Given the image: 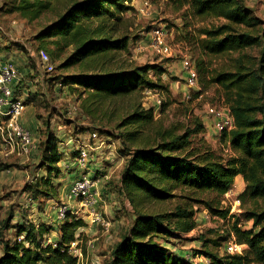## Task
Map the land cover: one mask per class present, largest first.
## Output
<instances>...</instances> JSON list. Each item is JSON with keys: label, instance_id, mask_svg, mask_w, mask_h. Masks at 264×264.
<instances>
[{"label": "rangeland", "instance_id": "rangeland-1", "mask_svg": "<svg viewBox=\"0 0 264 264\" xmlns=\"http://www.w3.org/2000/svg\"><path fill=\"white\" fill-rule=\"evenodd\" d=\"M18 1L0 0V50L21 71L16 89L25 101L23 114L26 118L21 120L20 117V121L30 131L35 147L28 154H19L17 150L2 144L7 155L3 153L0 156V177L5 178L7 183L0 186V253L3 244L20 241L26 231L29 240L41 245L55 243L62 222L54 219V215L59 205L66 204L71 214L82 217L86 222L81 229V239L71 244V253L77 257L78 264H105L111 259L113 246L127 234L135 216V209L120 178L131 149L129 143L123 146L122 140L116 138H122L125 134L126 128H119L118 123L132 101L120 99L115 111L111 110L112 106L104 103L84 101L86 90L75 84L72 76L87 69L79 64L66 66L64 63L73 52V46L67 45L59 36L45 32L64 11L66 0L56 3L34 20H28L20 14L16 9ZM149 1L150 6L140 12L143 0H134L132 8L124 13L119 26L122 32L130 36L129 46L127 51L119 53L112 67L143 64L160 66L164 70L160 74L161 81L168 92L145 89L140 98L143 107L153 108L159 130L170 131L172 137L192 131L188 135L190 146L187 147L198 153L209 151L221 161L233 157L234 151L229 142L213 129L205 111L208 104L229 106L225 89L212 78L220 70H230L237 54L213 56L205 53L200 46L201 39L205 37L203 29L220 23L222 19H194L189 14V0ZM244 3L264 24V0H244ZM158 25L166 31V42L172 47L171 56L159 53L149 45L150 32ZM41 51L48 56L46 60H42ZM245 52L258 55L259 47L246 49ZM185 54L194 59L198 68V85L193 87L186 83V72L181 64ZM149 74L154 79L158 76L153 69L149 70ZM94 131L100 138L92 141ZM105 135L110 136L109 142H104ZM155 135L157 139L160 138L158 134ZM50 136L52 141L55 140L56 152L60 153V166L59 171L48 173L46 161L54 155L46 147ZM2 141L0 134V143ZM81 143H91L89 163L84 170H66L65 165L73 162ZM103 145L102 151L94 154L96 147ZM85 173L97 180L96 189L100 193L98 205L109 223L108 227L90 223L78 199L69 197L73 179ZM48 174L56 189L43 186L51 194L48 196L51 202L45 205V197L39 193H30V189L38 182L41 183V178H46ZM238 183L242 185L241 188H245L243 178L240 177L236 182L234 180L233 193L222 195L219 203L215 204L216 207L227 209L229 217L213 215L204 204L191 200V192L184 189L174 190L173 196L164 202L146 203L143 208L153 213H165L185 203L192 206L195 209L196 227L189 232L173 229L172 234H163L162 240L176 257L188 256L193 264H205V257L195 253L203 244L222 252L232 237L231 225L235 220L243 229L252 225L251 220L242 216L249 202L240 205L239 200L231 211L232 203L244 190L237 188ZM23 191L28 193L25 194L28 197L23 195ZM195 197L211 199L214 195L209 193ZM41 227L46 229L43 235L37 232ZM20 229L26 231L19 238L17 232ZM222 234L228 235V239L216 247L213 240Z\"/></svg>", "mask_w": 264, "mask_h": 264}, {"label": "trees", "instance_id": "trees-1", "mask_svg": "<svg viewBox=\"0 0 264 264\" xmlns=\"http://www.w3.org/2000/svg\"><path fill=\"white\" fill-rule=\"evenodd\" d=\"M60 1L19 0L16 9L26 19L34 20ZM66 1L62 14L45 32L73 46V52L64 63L66 66L79 64L87 69L72 76L75 84L86 90L84 101L104 103L112 106V111L117 110L120 99L132 101L118 123L119 128H126L125 134L116 138L122 140L123 146L129 143L131 149L120 178L135 216L105 264H193L186 257L173 255L162 236L172 234L173 229L178 232L194 229L197 225L195 209L185 203L173 211L153 213L144 210L143 205L164 202L173 196L174 190L184 189L191 192V200L204 204L213 215L225 218L229 211L215 204L232 188L239 174L246 182L238 195L240 205L249 202L242 216L251 220L252 225L243 229L235 220L231 230L235 241L246 247L242 253L231 254L203 244L195 253L207 258L208 264H264V24L261 19L252 14L244 0L188 1L189 14L194 19H222L203 29L202 50L213 56L237 54L230 70H220L212 78L225 89L227 106L234 117V127L221 134L234 155L221 161L209 151L198 153L187 147L192 131L177 137H172L170 131H160L153 108L142 106L140 98L145 89L168 92L161 81L160 74L164 70L160 66L112 67L119 53L128 50L130 36L122 32L119 22L132 8L134 0ZM254 47H259L258 55L245 52ZM150 69L157 72L156 79L150 76ZM94 70L96 72H90ZM51 138L46 147L54 155L46 161L48 173L59 171L60 166V153L56 152L55 140ZM41 180L30 193L48 198L51 194L43 186L54 189L56 186L50 174ZM209 193L214 197H195ZM70 212L60 224L55 243L41 245L29 240V233L20 229L17 236L24 231L26 235L20 241L3 244L0 264H78L77 257L71 253V244L79 240L86 222ZM37 232L43 235L46 229L41 227ZM227 239L228 235H219L213 244L219 247Z\"/></svg>", "mask_w": 264, "mask_h": 264}, {"label": "built area", "instance_id": "built-area-1", "mask_svg": "<svg viewBox=\"0 0 264 264\" xmlns=\"http://www.w3.org/2000/svg\"><path fill=\"white\" fill-rule=\"evenodd\" d=\"M149 0H143L140 12L150 6ZM150 47L159 53L172 55V47L166 42V31L163 26H156L150 32ZM42 60H46L48 56L41 51ZM181 64L186 72V83L193 87L198 85V72L194 59L185 54L181 58ZM21 78V71L17 65L8 57H5L0 50V134L2 142L12 150H17L19 154H28L35 144L33 143L31 133L26 129L20 117L23 115L26 105L23 98L17 93V84ZM200 94V93H199ZM201 96V95H200ZM160 102V99H158ZM206 115L211 121L213 129L222 134L224 131H230L234 127V117L227 105L208 104L206 105ZM100 137L94 131L91 140H98ZM91 143H81L74 155L73 162L65 165L66 170L71 168L74 172L84 170L90 160ZM75 166L72 168V166ZM97 180L89 174H81L73 179L69 188V197L78 199L80 206L90 218V223L108 227L103 213L99 209L100 193L96 189ZM234 187V185H232ZM232 189V188H231ZM230 189V190H231ZM239 199L236 198L231 206V211L238 204ZM70 210L66 204L59 205L56 210V218L59 222L64 221L66 213ZM238 211V210H237ZM73 212V211H72ZM228 217L230 214L227 215ZM245 244H239L235 241V237L228 240L225 251L231 254L242 253ZM188 260L189 257L186 256ZM204 263L208 264V259H204Z\"/></svg>", "mask_w": 264, "mask_h": 264}, {"label": "crops", "instance_id": "crops-1", "mask_svg": "<svg viewBox=\"0 0 264 264\" xmlns=\"http://www.w3.org/2000/svg\"><path fill=\"white\" fill-rule=\"evenodd\" d=\"M24 114H25V113H24ZM24 114L21 115V120H22L23 118H26V117L24 116ZM23 116H24V117H23ZM29 118H31V117L29 116ZM22 122H23V121H22ZM109 137H110V136L105 135V136H104V138H105V139H104V140H105L104 142H107V141L109 142V140H108ZM113 144H114V142H113ZM0 146H2V144H0ZM104 146H105V145H103L102 147H98V146H97L96 149L94 150V154H99V151H102L101 148H103ZM113 146H114V145H113ZM2 148H3V146L0 147V156H3V155H2L3 153H5L4 155H7V154H6V151L4 152V150H3ZM120 160H121V162H122V160H123L122 157H121ZM111 162H112V161H111ZM111 162H110V163H111ZM42 167H43V166H40V168H42ZM240 177L243 178L241 174L237 175V176L235 177V182L238 181ZM4 182L7 183L6 179L0 177V186H3V185L5 184ZM237 185H238V186H237L238 189L241 188V186H242V185L240 186V183H238ZM243 186H244V182H243ZM243 188H244V187H242L241 190H242ZM233 191H234V189L229 190V191L225 194V196L231 195V194L233 193ZM26 193H27V192L23 191V195H25ZM27 194H28V193H27ZM25 196L28 197V195H25ZM43 200H47V201H44V202H45V205H48V204H49L48 202H51V201H49V200H51V199H48V198H44ZM33 201H34V200H33ZM34 202H35V201H34ZM53 204H54V203H53ZM53 204H52V205H53ZM232 204H233V203H232ZM47 207H48V206H47ZM54 208H55V207H54V205H53L52 210H54ZM53 214H55V213L53 212ZM54 216H55L54 219H57V218H56V214H55ZM57 233H58V232H57ZM20 237H22V235H20L19 238H20Z\"/></svg>", "mask_w": 264, "mask_h": 264}]
</instances>
